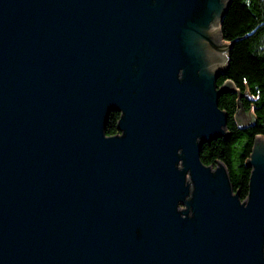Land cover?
I'll use <instances>...</instances> for the list:
<instances>
[{
	"label": "water",
	"instance_id": "obj_1",
	"mask_svg": "<svg viewBox=\"0 0 264 264\" xmlns=\"http://www.w3.org/2000/svg\"><path fill=\"white\" fill-rule=\"evenodd\" d=\"M229 2L0 0V264H264V137L243 200L200 158Z\"/></svg>",
	"mask_w": 264,
	"mask_h": 264
},
{
	"label": "trees",
	"instance_id": "obj_2",
	"mask_svg": "<svg viewBox=\"0 0 264 264\" xmlns=\"http://www.w3.org/2000/svg\"><path fill=\"white\" fill-rule=\"evenodd\" d=\"M220 32L226 43L252 33L233 43L228 52L227 70L217 79L218 86L229 79L238 90V93L226 92L218 98V106L227 113V134L204 143L200 158L207 165L223 162L233 191L243 200L250 174L246 161L255 136L264 137V0H230ZM239 105L253 119L244 127L235 118ZM119 117V112L109 114L106 135L119 133L116 128Z\"/></svg>",
	"mask_w": 264,
	"mask_h": 264
},
{
	"label": "flooded vegetation",
	"instance_id": "obj_3",
	"mask_svg": "<svg viewBox=\"0 0 264 264\" xmlns=\"http://www.w3.org/2000/svg\"><path fill=\"white\" fill-rule=\"evenodd\" d=\"M242 108L243 107H241V105H239V108L235 112V118H236L237 123H239L240 120H241V118H242V116L245 115V114H247V113H248V115H247L248 118H251L252 117L249 112H245L244 109H242Z\"/></svg>",
	"mask_w": 264,
	"mask_h": 264
}]
</instances>
